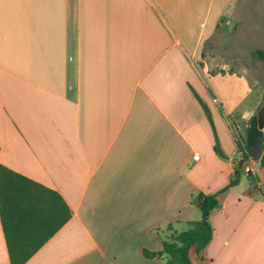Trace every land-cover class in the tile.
Returning <instances> with one entry per match:
<instances>
[{
	"label": "crops",
	"instance_id": "obj_1",
	"mask_svg": "<svg viewBox=\"0 0 264 264\" xmlns=\"http://www.w3.org/2000/svg\"><path fill=\"white\" fill-rule=\"evenodd\" d=\"M232 1L0 0V163L71 209L22 264H163L142 249L196 219L199 190L218 198L200 264H264V167L255 145L241 169L226 117L243 134L258 103L202 58Z\"/></svg>",
	"mask_w": 264,
	"mask_h": 264
},
{
	"label": "trees",
	"instance_id": "obj_2",
	"mask_svg": "<svg viewBox=\"0 0 264 264\" xmlns=\"http://www.w3.org/2000/svg\"><path fill=\"white\" fill-rule=\"evenodd\" d=\"M253 52L264 60V49L256 47ZM192 91L210 122L214 137L213 150L223 155L209 109L196 91ZM226 117L232 123L229 125L240 157L244 159L256 145L259 149V164L264 167V133L257 127L258 122H264V101L258 103L254 112L246 118L242 135L236 133L229 114ZM239 169L236 163L229 184L236 180ZM191 201L200 211H209L218 206L216 193L200 190L193 194ZM70 214L69 205L56 189L0 163V226L9 264H22ZM188 222L190 225L186 229L172 230L167 238H162L159 250L143 248L142 254L149 258L164 253L163 264H195L194 260H202L201 250L209 241L213 228L206 218Z\"/></svg>",
	"mask_w": 264,
	"mask_h": 264
},
{
	"label": "rangeland",
	"instance_id": "obj_3",
	"mask_svg": "<svg viewBox=\"0 0 264 264\" xmlns=\"http://www.w3.org/2000/svg\"><path fill=\"white\" fill-rule=\"evenodd\" d=\"M229 8L227 14L221 16L215 32L204 41L202 58L210 71L245 72L251 83V101L260 104L264 101V60L258 58L253 49H264V0H233ZM237 128V133L242 135L241 126ZM202 213L196 208L194 218L200 219ZM206 219L211 223V216L207 214ZM189 225L184 221L177 229H186ZM165 228L168 234L170 229ZM194 263L200 264V260H194Z\"/></svg>",
	"mask_w": 264,
	"mask_h": 264
},
{
	"label": "built area",
	"instance_id": "obj_4",
	"mask_svg": "<svg viewBox=\"0 0 264 264\" xmlns=\"http://www.w3.org/2000/svg\"><path fill=\"white\" fill-rule=\"evenodd\" d=\"M262 132L264 133V124L261 127ZM193 157H196L197 154H193ZM256 166H257V160L254 158V156L249 153L246 154L245 158L242 159L240 162V167L244 172H249V171H256Z\"/></svg>",
	"mask_w": 264,
	"mask_h": 264
},
{
	"label": "water",
	"instance_id": "obj_5",
	"mask_svg": "<svg viewBox=\"0 0 264 264\" xmlns=\"http://www.w3.org/2000/svg\"><path fill=\"white\" fill-rule=\"evenodd\" d=\"M263 124H264V122H258V123H257V127H258V128H261ZM241 161H242V160H240V162H241ZM207 214H208V213H207V210H204L203 213H202L201 218H206V217H207Z\"/></svg>",
	"mask_w": 264,
	"mask_h": 264
}]
</instances>
